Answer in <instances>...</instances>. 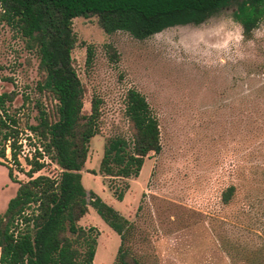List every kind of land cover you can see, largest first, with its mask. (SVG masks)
<instances>
[{
  "label": "rangeland",
  "instance_id": "1",
  "mask_svg": "<svg viewBox=\"0 0 264 264\" xmlns=\"http://www.w3.org/2000/svg\"><path fill=\"white\" fill-rule=\"evenodd\" d=\"M234 9L235 4L200 23L171 25L145 38L107 32L93 14L72 19L83 110L89 111L93 94L102 99L100 132L90 138L81 180L132 222L126 243L142 264H264V16L245 37ZM88 45L93 57L87 62ZM0 65V74L11 76L0 79V90L15 88V105L22 94L29 96L31 122L38 102L52 110L55 99L36 85V55L4 23ZM129 87L140 90L156 114L161 149L145 156L138 175L111 179L99 172V162L108 137L129 135ZM30 142L23 135L25 169L34 138ZM44 159L35 174L58 175L60 167ZM1 161L0 213L18 181L28 178L8 156ZM109 181L124 188L122 199ZM231 183L235 193L224 202L222 191ZM78 223L97 228L93 264H114L118 233L90 204Z\"/></svg>",
  "mask_w": 264,
  "mask_h": 264
},
{
  "label": "trees",
  "instance_id": "2",
  "mask_svg": "<svg viewBox=\"0 0 264 264\" xmlns=\"http://www.w3.org/2000/svg\"><path fill=\"white\" fill-rule=\"evenodd\" d=\"M233 4L234 18L250 37L264 16V0H0V23L36 55L37 88L55 99L52 110L38 102L31 122L29 96L22 94L15 105L18 91L0 90V162L8 156L28 176L18 181L0 213V264H93L97 228L78 223L89 204L120 237L114 264H142L126 243L132 222L81 180L90 138L100 132L102 99L93 94L89 111L83 110L85 88L73 65L77 37L72 19L93 14L107 32L125 30L145 38L171 25L200 23ZM108 50L117 56L111 44ZM92 57L88 45L86 61ZM124 101L129 135L108 137L99 162V172L111 179L138 175L145 156L161 149L159 122L145 95L129 87ZM23 135L29 142L34 138L31 157H24L26 169L20 159ZM44 156L60 167L58 175L35 174L44 166ZM6 166L15 180L12 166ZM235 189V184L227 185L222 200L228 202ZM113 190L122 199L124 188Z\"/></svg>",
  "mask_w": 264,
  "mask_h": 264
}]
</instances>
